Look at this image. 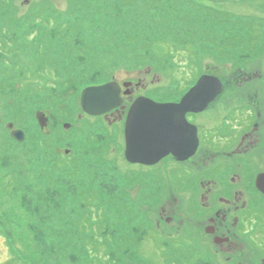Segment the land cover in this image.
<instances>
[{
  "label": "rangeland",
  "instance_id": "rangeland-1",
  "mask_svg": "<svg viewBox=\"0 0 264 264\" xmlns=\"http://www.w3.org/2000/svg\"><path fill=\"white\" fill-rule=\"evenodd\" d=\"M2 19L16 30L6 42L17 69L0 91V264L209 259L208 249L181 242L199 244L197 233L172 240L152 228L166 206L160 171L126 161L119 124L84 112L80 95L140 74L143 94L175 98L204 72L227 78L239 67L261 73L262 85L264 0H0ZM173 84L183 90L167 97ZM45 110L48 134L36 119ZM10 121L24 141L10 135Z\"/></svg>",
  "mask_w": 264,
  "mask_h": 264
},
{
  "label": "flooded vegetation",
  "instance_id": "flooded-vegetation-1",
  "mask_svg": "<svg viewBox=\"0 0 264 264\" xmlns=\"http://www.w3.org/2000/svg\"><path fill=\"white\" fill-rule=\"evenodd\" d=\"M15 31L9 21L0 20V91L6 92L11 86L6 85L7 79L16 77L17 58L11 41L6 42ZM203 74L219 77L222 90L203 109L185 113V121L175 127L171 138L174 150L155 164L134 163L160 171L161 182L168 188L166 206L153 214L151 226L173 235L172 240L194 238L192 233H197L199 244L190 239L181 242L188 241L189 250L208 249L210 258L199 257L193 264H264L262 74H247L242 67L227 78L214 70ZM147 76L111 79L119 83L124 100L103 118L122 129V153L126 116L134 100L145 95ZM177 88L178 84L169 85L165 93ZM184 94L158 102L178 103ZM155 191L160 194L159 186Z\"/></svg>",
  "mask_w": 264,
  "mask_h": 264
},
{
  "label": "water",
  "instance_id": "water-1",
  "mask_svg": "<svg viewBox=\"0 0 264 264\" xmlns=\"http://www.w3.org/2000/svg\"><path fill=\"white\" fill-rule=\"evenodd\" d=\"M215 84V85H213ZM222 90V82L216 76L204 74L178 103H162L147 96H139L129 108L126 123L125 157L132 163L155 164L174 150L171 144L175 127L185 121L187 111L203 109ZM121 87L116 81L91 85L83 89L80 103L84 112L99 116L110 112L123 103ZM36 119L43 132H47L49 112L37 111ZM65 123L64 127H70ZM7 127L18 141H24L25 133L15 128L13 122ZM70 154L71 150H65Z\"/></svg>",
  "mask_w": 264,
  "mask_h": 264
},
{
  "label": "trees",
  "instance_id": "trees-1",
  "mask_svg": "<svg viewBox=\"0 0 264 264\" xmlns=\"http://www.w3.org/2000/svg\"><path fill=\"white\" fill-rule=\"evenodd\" d=\"M55 36V35H54ZM6 77H7V75H6ZM13 79V78H12ZM10 83V78L9 79H7V84L6 85H8ZM178 89V91H182L183 89H179V88H177ZM184 92H185V90H184ZM181 94H176V98H178L179 96H180ZM0 123H2L1 121H0ZM42 132V131H41ZM43 133V132H42ZM43 134H45V133H43ZM48 134V133H47ZM0 139H3V137L2 136H0ZM138 193V195H139V197H145V192H137ZM139 229V227L137 226L136 228H135V230H138ZM142 231H144V230H141V231H139L138 233H136V236L138 235V234H140V232H142ZM133 237H135V236H133ZM132 237V238H133ZM132 240V239H131ZM131 240H128V241H126V243H128V242H130L131 243ZM123 242V241H122ZM126 245H129V244H126ZM135 245V244H134ZM134 245H130L131 246V248L134 246ZM135 248H136V245L134 246ZM126 249V248H125ZM127 250V249H126Z\"/></svg>",
  "mask_w": 264,
  "mask_h": 264
},
{
  "label": "bare ground",
  "instance_id": "bare-ground-1",
  "mask_svg": "<svg viewBox=\"0 0 264 264\" xmlns=\"http://www.w3.org/2000/svg\"><path fill=\"white\" fill-rule=\"evenodd\" d=\"M142 96H147V95H142ZM147 97H149V96H147ZM150 98H152V97H150ZM152 99H154V98H152ZM154 100H156V99H154ZM109 113V112H108ZM39 127H40V125H39ZM20 129V128H19ZM62 151H63V153L66 155V152H65V150H71V151H73L71 148H64V149H62V148H60ZM139 224H141V223H139Z\"/></svg>",
  "mask_w": 264,
  "mask_h": 264
}]
</instances>
